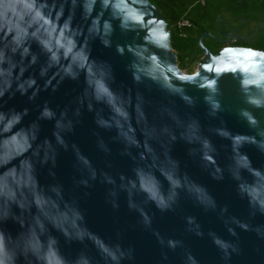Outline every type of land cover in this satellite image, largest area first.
<instances>
[{
	"label": "water",
	"instance_id": "1",
	"mask_svg": "<svg viewBox=\"0 0 264 264\" xmlns=\"http://www.w3.org/2000/svg\"><path fill=\"white\" fill-rule=\"evenodd\" d=\"M169 37L150 0H0L6 264H264V51L203 33L187 73Z\"/></svg>",
	"mask_w": 264,
	"mask_h": 264
},
{
	"label": "trees",
	"instance_id": "2",
	"mask_svg": "<svg viewBox=\"0 0 264 264\" xmlns=\"http://www.w3.org/2000/svg\"><path fill=\"white\" fill-rule=\"evenodd\" d=\"M157 6L167 24L169 41L177 55L178 66L182 71L192 73L201 50L198 41L203 33L214 32L220 19L226 16L258 17L264 19V0H150ZM187 21L189 25L182 26ZM204 44L212 51L220 44L206 37ZM254 49L264 51V37Z\"/></svg>",
	"mask_w": 264,
	"mask_h": 264
},
{
	"label": "flooded vegetation",
	"instance_id": "3",
	"mask_svg": "<svg viewBox=\"0 0 264 264\" xmlns=\"http://www.w3.org/2000/svg\"><path fill=\"white\" fill-rule=\"evenodd\" d=\"M212 33L216 42L220 44L218 51L222 47H249L254 49L261 37H264V19L258 17L233 18L226 16L220 19L217 29ZM232 35V36H231ZM202 56V55H201Z\"/></svg>",
	"mask_w": 264,
	"mask_h": 264
},
{
	"label": "clouds",
	"instance_id": "4",
	"mask_svg": "<svg viewBox=\"0 0 264 264\" xmlns=\"http://www.w3.org/2000/svg\"><path fill=\"white\" fill-rule=\"evenodd\" d=\"M0 248H2V245H0ZM0 264H6V259L3 257H0Z\"/></svg>",
	"mask_w": 264,
	"mask_h": 264
},
{
	"label": "built area",
	"instance_id": "5",
	"mask_svg": "<svg viewBox=\"0 0 264 264\" xmlns=\"http://www.w3.org/2000/svg\"><path fill=\"white\" fill-rule=\"evenodd\" d=\"M181 25H182V26H185V25H189V23H188L187 21H184V22H182Z\"/></svg>",
	"mask_w": 264,
	"mask_h": 264
}]
</instances>
